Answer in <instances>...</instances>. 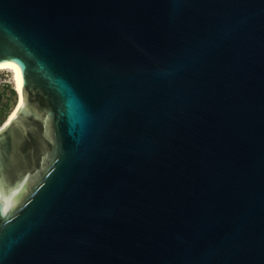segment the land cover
I'll list each match as a JSON object with an SVG mask.
<instances>
[{"label":"water","instance_id":"1","mask_svg":"<svg viewBox=\"0 0 264 264\" xmlns=\"http://www.w3.org/2000/svg\"><path fill=\"white\" fill-rule=\"evenodd\" d=\"M0 264H264V0H0Z\"/></svg>","mask_w":264,"mask_h":264},{"label":"rangeland","instance_id":"2","mask_svg":"<svg viewBox=\"0 0 264 264\" xmlns=\"http://www.w3.org/2000/svg\"><path fill=\"white\" fill-rule=\"evenodd\" d=\"M19 95L15 91L11 75L0 72V129L10 119L11 113L18 107Z\"/></svg>","mask_w":264,"mask_h":264},{"label":"bare ground","instance_id":"3","mask_svg":"<svg viewBox=\"0 0 264 264\" xmlns=\"http://www.w3.org/2000/svg\"><path fill=\"white\" fill-rule=\"evenodd\" d=\"M0 72H5V73H8L11 75L13 87L19 95V102H18V107H19V105L21 103V85H20V78H19V74H18V70H17L16 65L13 63H10V62H6L4 64H1L0 65ZM18 107L15 108L14 111L11 113L10 119L13 117V113H16Z\"/></svg>","mask_w":264,"mask_h":264},{"label":"snow or ice","instance_id":"4","mask_svg":"<svg viewBox=\"0 0 264 264\" xmlns=\"http://www.w3.org/2000/svg\"><path fill=\"white\" fill-rule=\"evenodd\" d=\"M13 116H15V113H13Z\"/></svg>","mask_w":264,"mask_h":264}]
</instances>
